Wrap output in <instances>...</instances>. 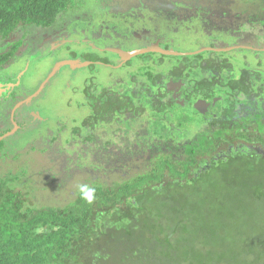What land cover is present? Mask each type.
I'll return each instance as SVG.
<instances>
[{"label": "rangeland", "instance_id": "obj_1", "mask_svg": "<svg viewBox=\"0 0 264 264\" xmlns=\"http://www.w3.org/2000/svg\"><path fill=\"white\" fill-rule=\"evenodd\" d=\"M166 1L73 0L68 12L62 13L55 26L23 27L11 38L0 39V54L17 42L22 45L16 57L0 68V138L12 133L0 145V179L26 174L25 188L31 191L36 206L65 207L77 197L82 184H113L146 172L151 154L157 151L153 148L150 152L138 149L137 155L130 156V150L125 147L117 153L118 150L110 146L104 149L89 146L82 150L101 157H85L87 160L83 161L82 154L73 155L78 149L74 152L75 144L70 143L69 138L78 132L82 136L87 134L83 125L86 110L78 111L72 105L67 108L66 102L71 97L82 100L84 80L90 79L93 72L104 74L105 71L96 66L78 69L80 88L74 93L64 88L68 69L85 67V58H108L117 52L141 48V43H155L161 39H171L179 44L177 48L186 50H190L195 42H201L203 46L210 42L224 46L250 42L249 18L261 14L264 9V0L253 3L249 0H173L172 4ZM172 6L180 10L172 12ZM200 14L211 21V24L204 23V27L209 29L200 27ZM86 86L89 89L92 83L88 81ZM16 104L19 108L15 112L13 107ZM38 105L47 117L54 118H46L49 120L48 128L52 129L46 133L45 127L35 126L39 123L38 117L31 123L22 120ZM210 107L212 110L207 106L191 110L193 115H189L186 121L180 120L178 114L170 138L179 141L198 135L206 119L215 114L213 106ZM16 130L19 131L15 133ZM234 206L232 204V209L237 210ZM250 216L245 211L234 223L241 232L246 230L251 236L250 240L245 238L242 241L260 248L261 236ZM116 228L109 221L107 234L100 235L101 241H109L114 251L110 252L98 241V245H93L91 252L84 255L83 264H157L151 255L135 256L140 245L133 237L120 241L113 238L111 235ZM186 229L187 232L177 234L175 243L181 253H186L193 260L195 253L191 246L198 248L199 242L191 240L188 235L193 234L195 228L187 226ZM139 235H144V231ZM234 241L233 237L229 240L231 257L249 264L248 249L238 250V243L233 245ZM162 264L173 263L165 260Z\"/></svg>", "mask_w": 264, "mask_h": 264}, {"label": "trees", "instance_id": "obj_2", "mask_svg": "<svg viewBox=\"0 0 264 264\" xmlns=\"http://www.w3.org/2000/svg\"><path fill=\"white\" fill-rule=\"evenodd\" d=\"M72 3L0 0V39L11 38L23 27H53ZM21 46L17 42L0 54V68L16 57ZM222 132L182 146V153H157L148 161L146 172L133 178L90 184L96 189L91 204L79 192L65 207H39L25 188L26 174L0 179V264H83L84 255L98 241L114 251L109 241L100 238L107 234L109 221L117 227L113 238L133 237L140 245L135 256L151 255L157 264L165 260L173 264H246L231 257V237L238 250L248 249L249 264H264V157L257 156V162L250 158L216 160L228 148L223 144L227 135ZM245 211L257 224L260 248L242 241L251 236L234 223ZM187 226L195 228L189 238L199 242L198 248L191 246L193 260L175 243L177 234L187 232ZM142 230L144 235H139Z\"/></svg>", "mask_w": 264, "mask_h": 264}, {"label": "flooded vegetation", "instance_id": "obj_3", "mask_svg": "<svg viewBox=\"0 0 264 264\" xmlns=\"http://www.w3.org/2000/svg\"><path fill=\"white\" fill-rule=\"evenodd\" d=\"M140 1L144 0H135V3ZM173 2L166 1L169 4ZM176 10L180 8L171 7L172 12ZM198 20L202 28H208L204 23L211 24L202 14ZM247 27L252 32L250 42L239 40L229 46L213 42L203 46L201 42H195L190 50H186L177 48L179 44L171 39H161L155 43H141V48L128 51L148 50L129 59L124 57L125 53L117 52L108 58H85V67L68 69L64 88L74 93L80 88L78 69L96 66L105 71L104 74L93 72L90 79L84 80L82 100L71 97L66 102L67 108L72 105L78 111L86 110L83 125L87 134L82 136L73 130L77 135L69 138V142L75 144L74 152L78 149L73 155L82 154L83 161L87 160L85 157H101L82 150L89 146L99 149L110 146L118 150L117 153L125 147L130 150V156L137 155L138 149L150 152L153 148L157 151L151 154V159L159 152L178 150L182 153V146L223 131L227 135L223 144L228 148L216 160L250 158L257 162L260 158L257 156L263 158L264 9L261 14L249 18ZM138 34L142 38V34ZM162 51L178 54L168 55ZM88 81L92 83L89 89L85 87ZM205 106L209 110L213 106L215 114L206 119L205 128L200 129L198 135L179 141L170 138L178 114L180 120L186 121L189 115H193L191 110ZM13 108L16 112L19 105ZM42 111L38 105L22 120L31 123L38 117L39 123L35 126L45 127L46 133L52 130L48 128V121L54 118L47 117Z\"/></svg>", "mask_w": 264, "mask_h": 264}, {"label": "clouds", "instance_id": "obj_4", "mask_svg": "<svg viewBox=\"0 0 264 264\" xmlns=\"http://www.w3.org/2000/svg\"><path fill=\"white\" fill-rule=\"evenodd\" d=\"M79 192L81 198L86 201L87 203L91 204L95 200L96 189L95 187L89 186L87 184H82L79 186ZM42 231V229H39Z\"/></svg>", "mask_w": 264, "mask_h": 264}, {"label": "water", "instance_id": "obj_5", "mask_svg": "<svg viewBox=\"0 0 264 264\" xmlns=\"http://www.w3.org/2000/svg\"><path fill=\"white\" fill-rule=\"evenodd\" d=\"M147 52H148V50H140V51L127 52V53L124 54V57L129 59V58H132V57H134V56L141 55V54H144V53H147ZM162 53H164V54H168V55H177V54H178V53L167 52V51H166V52L162 51ZM10 134H12V133L6 134V135L3 136L2 138H0V142H1L5 137L9 136Z\"/></svg>", "mask_w": 264, "mask_h": 264}]
</instances>
